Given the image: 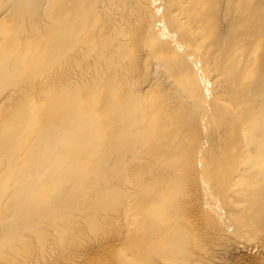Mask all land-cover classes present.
<instances>
[{
    "label": "bare ground",
    "instance_id": "bare-ground-1",
    "mask_svg": "<svg viewBox=\"0 0 264 264\" xmlns=\"http://www.w3.org/2000/svg\"><path fill=\"white\" fill-rule=\"evenodd\" d=\"M0 264H264V0H0Z\"/></svg>",
    "mask_w": 264,
    "mask_h": 264
}]
</instances>
